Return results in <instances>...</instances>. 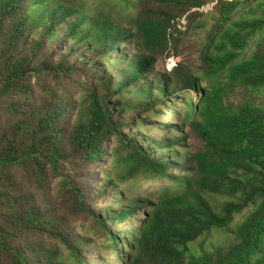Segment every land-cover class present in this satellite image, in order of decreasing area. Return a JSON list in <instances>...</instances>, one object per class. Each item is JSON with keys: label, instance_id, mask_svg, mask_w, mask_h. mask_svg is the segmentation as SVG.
Listing matches in <instances>:
<instances>
[{"label": "trees", "instance_id": "16d2710c", "mask_svg": "<svg viewBox=\"0 0 264 264\" xmlns=\"http://www.w3.org/2000/svg\"><path fill=\"white\" fill-rule=\"evenodd\" d=\"M88 1L0 0V264H264V0ZM209 3L198 67L155 72ZM158 117L181 135L142 136ZM123 152L168 184L127 195Z\"/></svg>", "mask_w": 264, "mask_h": 264}, {"label": "rangeland", "instance_id": "374dc122", "mask_svg": "<svg viewBox=\"0 0 264 264\" xmlns=\"http://www.w3.org/2000/svg\"><path fill=\"white\" fill-rule=\"evenodd\" d=\"M82 1H88V0H82ZM106 1V0H105ZM98 4L102 5L105 4L106 6L109 5V0L104 2L102 0H89L87 5L89 4ZM197 11L199 15L192 17L190 21L186 20V15H183L181 18L176 19V28L178 30V33H174V39L176 40V44L172 45L169 48V56L159 58L156 64L154 65V71L155 72H169L172 67H174L177 63H180L185 68L194 71L198 67V55L199 50L201 48V45L204 41V36L207 33L206 30H209L210 27L214 24L215 16L213 14L212 6L209 4L205 5L203 9L201 10H191V12ZM174 58L173 63L169 61L170 58ZM90 72H93L92 69H89ZM82 80V79H81ZM89 82V81H88ZM203 86V84H202ZM242 91L239 89H236L233 92L228 93V95L225 98L226 103H238L242 100ZM194 98V102L198 101V96L196 94L191 95ZM258 102L263 101L264 102V96H260L257 100ZM170 110L162 109V112L165 114L174 113V112H180L179 110L176 111L170 103L166 104ZM158 122L162 123L166 127H160L154 122L147 121L145 126L139 127V133L144 136H151L154 140H159L160 138H166V137H174L181 135L179 132L175 131L174 128H172L170 125L177 124V120L174 117L170 118H163L158 117ZM136 124V123H133ZM158 130V132H156ZM129 130H126L125 134L127 135ZM184 134H186V144L185 146L190 147V151H197L199 149V141L195 138H192V136L189 134L187 129H184ZM190 135V136H189ZM143 141V140H142ZM144 142V141H143ZM109 146V145H108ZM161 145H157L156 149L157 151L152 150V155L154 154H162L163 156H166L165 150L166 149H158ZM151 147V146H150ZM109 149V148H108ZM112 151V149L110 148ZM161 152V153H160ZM173 152H175L177 155H182L183 150L179 151L176 148L173 149ZM126 153H121L119 155V159L128 158L131 160V163L133 165V169H131V175L133 178L126 180L124 182L118 183L119 187L127 194H133L136 193L138 195H149L154 194L155 196L156 192L160 190L161 187L168 184V181L159 179V177H156L155 172H148V173H141L139 172L140 169L135 161L130 155ZM161 157V155L159 156ZM111 159V158H110ZM98 169V170H97ZM175 167L171 168L169 170V173L176 174ZM102 170L109 172L112 174V176H115L116 172L121 173L123 171V167H116V165H113V162L110 161H103L96 167H91L87 170L89 174L93 172H102ZM152 171V170H151ZM97 180H101V178L98 176ZM120 182V181H119ZM108 197H103L100 200L94 201V200H87V206L92 210H99L103 207H108L109 203L107 202ZM115 207V205H113ZM74 223L77 224L76 219H71ZM120 228H124V224H121L119 226ZM99 234L93 235L95 239H98ZM209 239L212 243H223L225 240V236L223 234L218 233L216 231H212L209 234ZM190 249L192 250V245H190Z\"/></svg>", "mask_w": 264, "mask_h": 264}, {"label": "built area", "instance_id": "2783aa9c", "mask_svg": "<svg viewBox=\"0 0 264 264\" xmlns=\"http://www.w3.org/2000/svg\"><path fill=\"white\" fill-rule=\"evenodd\" d=\"M213 4H214V3H211L210 5L212 6ZM203 8H204V7H202L201 9H203ZM201 9H198V10H201ZM169 61L173 63V61H174V58H173V57H172V58H170V59H169Z\"/></svg>", "mask_w": 264, "mask_h": 264}]
</instances>
